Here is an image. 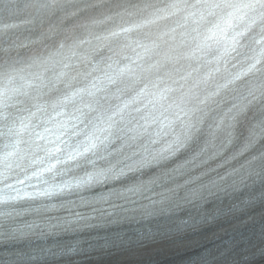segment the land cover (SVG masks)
Here are the masks:
<instances>
[{"label":"snow or ice","instance_id":"obj_1","mask_svg":"<svg viewBox=\"0 0 264 264\" xmlns=\"http://www.w3.org/2000/svg\"><path fill=\"white\" fill-rule=\"evenodd\" d=\"M219 3L220 0H143L142 3L100 0L90 4L89 9L115 11L127 25L102 38L120 43L118 50H113V57L100 60L103 47L85 40L83 43L89 45L86 49L69 35L80 29L91 34L89 25L73 23L70 17L48 25L45 30L44 26L37 25V19L28 10L47 5H20L17 0H8L7 14L0 21V32L9 37L8 47L0 50V56L14 60L31 53V66L37 71L31 73L26 86L11 89V95L8 90L0 92V126L3 128L0 137L6 141L0 162L8 169L10 161L40 164L47 161L48 166L42 171L48 172L57 165L66 166L57 170L56 175L71 173L75 183L62 180L39 193L49 198L62 196L65 189L95 191L101 186L117 185H128L119 196L136 194L150 190L161 177L148 178L162 172L165 182L178 180L177 188H189L187 195L194 202L204 191L214 196H226L230 188L239 191L236 182L229 183V180L241 172L245 173V180H253L252 195L229 206L227 213L221 208L206 216L193 231H203L207 226L235 218L240 211L254 208L256 202L264 205V149L256 150L257 145H264V120L259 124V139L256 132H250L240 140V119L251 115L253 105L249 97L254 93L250 90L239 102H219L218 107L228 106L227 111L211 125L207 122L209 113L196 103H215L221 95L218 88L200 99L202 86L208 84L213 73L207 72L201 77V69L194 65L212 48L210 41L218 43L226 37L232 26L231 15L194 46L183 38L187 33H181V38L177 39L176 28L156 34L143 31L147 25L169 20L180 12H188L189 8L218 7ZM119 9L122 11H116ZM196 16L197 12L191 11L185 19L192 18L198 23ZM135 18H140L141 22L129 23ZM200 18L203 19L202 11ZM69 39L72 43L66 44ZM17 100L18 103L13 102ZM260 104L264 114V99ZM114 158H118L116 163H107ZM102 162L106 166H102ZM33 175L39 178L37 173ZM145 180L148 182L144 183ZM18 182L24 183L23 180ZM24 196L32 198L28 193ZM7 201V193L0 191V203ZM165 203L166 200L160 201L161 205ZM92 220L98 218L77 214L68 226L83 223L84 227H76L74 232L104 226L99 221L95 225L89 223ZM261 220L264 221V215ZM261 228L264 232V224ZM0 235L7 241L14 239L6 233ZM188 235L184 228L171 235L148 232L139 235L136 243L143 246L180 238L187 246L192 242L183 237ZM131 246L122 242L119 249ZM113 250L112 245L89 250L78 241L53 253L54 264H74V259L81 256L86 258L85 264H118L113 259H104L111 257ZM3 259L4 264H9L7 258ZM15 264L24 262L21 259ZM215 264L240 262L220 260Z\"/></svg>","mask_w":264,"mask_h":264},{"label":"clouds","instance_id":"obj_2","mask_svg":"<svg viewBox=\"0 0 264 264\" xmlns=\"http://www.w3.org/2000/svg\"><path fill=\"white\" fill-rule=\"evenodd\" d=\"M99 2L100 0H17L20 5L25 3L47 5L43 8L37 7L28 10V13L37 19V25L44 26L45 30L48 25L67 20L70 17L73 23L89 25L92 29L91 34L84 29H80L78 32H70L69 35L77 38L86 49L89 48V45L83 43L85 40L92 41L93 45L99 44L100 47L104 48L100 60H105L108 57H113V50H118L120 42L115 40L111 42L104 41L102 38L110 35L113 30L119 31L122 26L127 25L116 13L108 14L106 8L95 10L87 7L90 4ZM7 3L8 0H0V21H3L7 14L5 7ZM191 11L197 12L195 19L198 23H194L192 18L185 19L188 12ZM201 11L203 12V19L200 18ZM188 12H180L169 20L147 25L143 31L156 34L176 28L177 39L181 38V33H187L188 35L183 38L194 46L195 42L202 41L208 35L209 30H215V25H222V21L231 15L232 26L226 37L218 43L210 41L212 48L207 52L204 59L200 60L199 64L194 65V67L201 69V77L207 72L213 73V78L208 84L202 86L200 99L203 100L205 96L210 92H215L218 88L221 90V95L218 102L215 103L207 105L196 103L209 113L207 122L211 125L221 118L223 112L227 111L228 106L220 109L218 107L219 102H239L240 98L248 96L251 90L254 94L249 97V100L253 105V111L251 115L240 119V140L243 141L250 132H256L257 139H259V124L261 120H264L260 104V101L264 99V0H220L218 7L189 8ZM109 16L112 17L111 20L108 19ZM140 22V18L129 21V23ZM181 25H185V27L182 28ZM68 27L70 28L71 25ZM97 38L101 39L98 40ZM8 39V36L0 32V50L8 47ZM71 43V39L66 41V44ZM105 45H108V47H104ZM225 48H227V51H225ZM97 51H99V48H97ZM31 55V53H25L15 57L14 60H8L0 56V92L8 90L9 95H11V89L26 86V81L31 79V73L37 71L36 68L31 66ZM41 55L43 57L45 53L42 52ZM129 55H132V53H129ZM224 85H227V87H223ZM19 99H23V97ZM13 102L18 103L19 101ZM261 149H264V145H257L256 150L260 151ZM9 163L11 167L8 169H11L14 162L10 161ZM15 163L21 172H25V169L33 164L48 166L47 161L43 164L27 160L23 161V164ZM15 178L17 182L20 180L18 174H15ZM4 179L7 181L9 176L5 175ZM68 181L75 183L73 178L68 179ZM9 185L12 184L6 183L5 187L0 189V191L6 192L8 196L7 203L0 204L8 205L15 204L16 201H23L25 199L24 194L27 192H22L20 188L14 186L9 188ZM47 188L28 194H31L32 199H34L40 197L39 193L44 192ZM69 192L65 189L62 196L67 195ZM2 217L3 214H0V218ZM0 233L3 232L0 231ZM10 242L0 235V244L6 243L8 245ZM3 258L5 257L0 256V264H4ZM85 259L84 256L77 257L74 259V264H85ZM54 261L55 257L45 256L41 259L37 255L25 261L24 264H54ZM11 264H15V261H12Z\"/></svg>","mask_w":264,"mask_h":264}]
</instances>
